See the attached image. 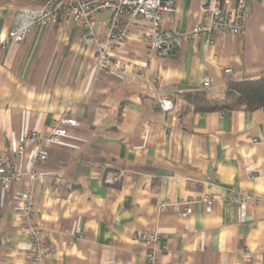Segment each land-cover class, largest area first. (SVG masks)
<instances>
[{
    "label": "crops",
    "instance_id": "0c3cea01",
    "mask_svg": "<svg viewBox=\"0 0 264 264\" xmlns=\"http://www.w3.org/2000/svg\"><path fill=\"white\" fill-rule=\"evenodd\" d=\"M201 1L177 0L162 28L188 31ZM35 4L0 0V36ZM101 13L107 17L97 33L110 16ZM146 28L133 23L112 50L129 63L125 77L97 72L77 23L35 28L0 51V155L62 115L77 121L59 143L45 146L47 158L36 166L41 179L25 175L0 187V264H149L142 232L159 235L154 264H264V106L199 112L178 95L204 89L221 99L229 80L264 72V0L251 4L242 35L210 45L184 40L165 57L148 52ZM137 72L155 75L156 86ZM162 97L175 100L165 113L157 107ZM34 151L29 143L24 169ZM26 189L34 206L27 218L17 199ZM204 192L212 205L186 212L174 204ZM240 192L251 196L244 205L225 201ZM161 203L169 205L159 210ZM28 225L39 235L40 263L28 253Z\"/></svg>",
    "mask_w": 264,
    "mask_h": 264
},
{
    "label": "built area",
    "instance_id": "2783aa9c",
    "mask_svg": "<svg viewBox=\"0 0 264 264\" xmlns=\"http://www.w3.org/2000/svg\"><path fill=\"white\" fill-rule=\"evenodd\" d=\"M258 0H202L199 6V19L186 32L178 29H164L161 26L163 15L176 11L177 0H35L33 7H24L16 15L12 28L5 36H0V51L5 49L10 40L22 42L35 28L48 29L58 21L77 23L81 29L84 44L94 54L97 72H118L125 77L131 74L129 63L112 56V50L121 45L127 38L130 26L135 22L146 24L142 37L149 53L165 57L176 53L184 40L193 43L201 41L210 45L221 36L242 35L245 32L246 20L250 6ZM110 13L108 24L102 33H97L93 17L98 13ZM230 68L224 72L230 73ZM141 77L140 73H135ZM156 86V76L141 77ZM202 86L208 88L209 79L202 78ZM157 107L163 113L171 109L168 98H159ZM77 121L67 115L56 119L45 133L30 131L22 135L14 150L0 155V187L10 189L11 186L27 175L30 179H41L36 166L47 158L45 146L59 143L67 134L69 127ZM33 143L35 151L28 169L23 167V158L27 145ZM209 182V177L206 178ZM251 198L244 192L228 196L225 201L238 206L244 205ZM20 211L24 217H29L34 209L32 190L26 189L18 193ZM214 197L209 193H201L176 201L183 211H188L197 204L212 205ZM257 203L263 199L255 198ZM168 203L158 205L159 210L168 207ZM30 235L28 253L30 258L40 263L42 246L34 225L25 228ZM147 248L146 258L149 264H154V250L159 241V235L153 232H142L138 235Z\"/></svg>",
    "mask_w": 264,
    "mask_h": 264
},
{
    "label": "trees",
    "instance_id": "16d2710c",
    "mask_svg": "<svg viewBox=\"0 0 264 264\" xmlns=\"http://www.w3.org/2000/svg\"><path fill=\"white\" fill-rule=\"evenodd\" d=\"M193 111L211 112L222 109L242 108L254 111L264 106V72L255 77L229 80L226 94L221 99L211 98L204 89L178 93ZM175 103L173 98H168Z\"/></svg>",
    "mask_w": 264,
    "mask_h": 264
},
{
    "label": "rangeland",
    "instance_id": "374dc122",
    "mask_svg": "<svg viewBox=\"0 0 264 264\" xmlns=\"http://www.w3.org/2000/svg\"><path fill=\"white\" fill-rule=\"evenodd\" d=\"M107 17V13H100L93 17V20H95L94 28L97 29L102 25V22H104L105 18Z\"/></svg>",
    "mask_w": 264,
    "mask_h": 264
}]
</instances>
